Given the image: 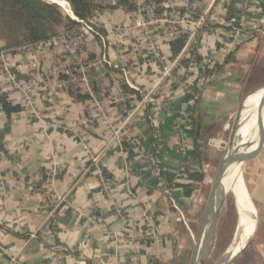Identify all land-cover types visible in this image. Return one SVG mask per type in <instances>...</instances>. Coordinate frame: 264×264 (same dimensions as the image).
<instances>
[{
	"label": "crops",
	"instance_id": "obj_1",
	"mask_svg": "<svg viewBox=\"0 0 264 264\" xmlns=\"http://www.w3.org/2000/svg\"><path fill=\"white\" fill-rule=\"evenodd\" d=\"M239 7L240 0H216L207 29L194 39L200 62L189 67L187 81L195 86L205 79L195 106L182 89L170 86L153 122L143 109L135 111L130 139L139 141L138 148L130 139L120 148L113 136L127 124L114 99L118 87L129 95L135 92L98 59L104 53L114 63L129 61L130 82L145 90L156 83L159 64L136 53L138 66L132 64L130 51L119 56L113 46L104 49L98 38L87 35L85 80L79 77L68 85L65 75L48 76L55 51H33L25 65L11 53L18 79L31 84L32 101L23 102L16 90L8 93L0 83L8 100L21 106L10 117L0 114V264H161L172 258L181 223L178 211L196 201L198 182L186 171L207 165L194 148V129L208 138L209 130L221 131L225 125L219 128L218 123L241 110L246 95L264 87V0L252 1L228 50L227 21ZM129 12L105 8L96 17L101 32L123 49L127 39L111 35L108 28L128 24ZM162 51L171 59L170 42ZM207 59L212 62L203 63ZM51 167L57 174L47 185ZM248 170L253 172L251 191L262 225L256 235L254 227L233 258L254 235L264 264V146Z\"/></svg>",
	"mask_w": 264,
	"mask_h": 264
},
{
	"label": "built area",
	"instance_id": "obj_2",
	"mask_svg": "<svg viewBox=\"0 0 264 264\" xmlns=\"http://www.w3.org/2000/svg\"><path fill=\"white\" fill-rule=\"evenodd\" d=\"M131 6L128 13V24H112L108 30L111 35L117 36L120 40L126 38L123 49L119 43L107 39L101 32V26L97 22V15L105 8H121V0H102L103 8L97 11L92 17L83 20L72 17L80 23V27L72 33L59 37H53L47 41L35 44H27L14 49H0V83L5 85L9 93L10 90H16L22 101H32V87L30 83L18 79L16 71L11 63V53L16 52L19 55L20 63L27 62V56L33 51L53 50L55 51L54 61L51 65L48 76L57 78L65 75L64 84L74 85L79 77L85 80L84 74L87 67L86 52L88 50L87 35L98 38L103 48L113 46L114 50L120 56L125 51L133 53L132 64L138 66L137 56L143 57L148 63L159 64L156 83L145 90L140 85L134 84L129 80V61L124 60L121 63H114L106 54H102L98 59V64H104L113 68L119 73L122 82H125L129 88L134 90V95H129L127 91L118 87V96L114 99L118 102L120 110L125 114L126 121L122 127L114 130V141L118 147L123 146L125 139H130L131 118L137 109H143L147 119L153 122L156 112L161 110L168 99L170 88L179 87L188 97V103L194 107L199 100L200 92L204 85V78H201L195 86L187 81V75L183 76L184 70L181 61L190 59L189 67L198 62H194V39L205 31L208 27V21L212 12L213 4L216 0H126ZM253 0H240V7L236 15L230 17L229 24L230 38L225 43V48L230 50L235 44V37L240 33L245 23L247 12ZM264 20V19H263ZM182 38V50L171 59L165 58L162 46L170 41ZM123 49V50H122ZM211 59L204 60L208 64ZM120 79V80H121ZM116 83H120L115 78ZM61 87L62 83H59ZM166 85V86H165ZM9 90V91H8ZM2 93V88H0ZM6 93V94H8ZM2 110L0 108V114ZM129 125V126H128ZM131 144L138 148L139 141L130 139ZM96 162V158L92 159ZM57 174L55 167H51L46 179V184H50ZM102 178V177H101ZM58 199H61L59 196ZM14 261H12L13 263Z\"/></svg>",
	"mask_w": 264,
	"mask_h": 264
},
{
	"label": "rangeland",
	"instance_id": "obj_3",
	"mask_svg": "<svg viewBox=\"0 0 264 264\" xmlns=\"http://www.w3.org/2000/svg\"><path fill=\"white\" fill-rule=\"evenodd\" d=\"M49 2H53L52 0H47ZM65 1V0H63ZM102 1V0H101ZM56 3V2H53ZM67 3V2H66ZM58 4V3H56ZM63 14L73 17L71 14V9L68 7L69 5H60L58 4ZM68 7V9H67ZM65 35V34H64ZM63 36V35H61ZM59 37V36H58ZM263 79H264V75ZM258 90V89H257ZM256 91V90H255ZM253 91V92H255ZM252 92V93H253ZM250 93V94H252ZM248 94V95H250ZM246 95V96H248ZM245 96V97H246ZM244 97V98H245ZM239 112H241L240 108L236 109L234 114L230 117V119L226 118V121H220L218 123L219 128H222L221 131L219 130H209L208 133L210 134L209 139L202 145V152L203 155L201 156L202 161L207 165H202L201 168L202 173L204 174V179L197 184H195L194 189L196 190V201H192V205L186 204L187 206L184 210H179V217H180V227H178L177 238L172 243V258L162 262L161 264H190L194 245L196 241V237L198 234V230L201 223L202 213L205 207V203L207 201L210 189L212 187L213 181L215 179L216 173L218 171L219 165L222 159L232 152L238 144V129L240 128V121H239ZM260 117H263V114L259 113L255 122L251 125L249 134L247 138L243 141H249L252 137L250 143H255L256 141V132L258 126L261 123ZM258 119H260V123L257 128L254 130V127L257 124ZM255 144H253L250 149H254ZM249 148H245L242 153L245 151H251ZM248 165V164H247ZM205 169V171H204ZM245 179V187L247 191V198L249 203V222L247 231L243 238L242 245L244 246L246 242V234L249 231L252 220L255 218V233L256 235V228L257 225H262V218H259L258 209L256 207V203L254 201V197L251 191V180L253 177V172H249V170L245 171L244 175ZM223 186L226 190H231L232 187L223 183ZM233 190V189H232ZM249 194L254 202V206L256 208V213L253 210V205L251 206L249 200ZM233 195H228L226 198L225 203L222 205L221 214L218 218L216 231L214 235V242L213 247L208 259L207 264H262L263 256L260 254V251L255 248L256 241L255 236L253 235L250 239L249 244L247 247L242 251L238 258H233L231 256V252L229 248L232 244V241L237 238L236 234V225H237V210L234 204ZM256 214V215H255ZM254 215V218H253ZM254 225V223H253ZM252 232V231H251ZM250 232V233H251ZM239 233V232H238ZM237 241V239L235 240ZM255 241V242H254Z\"/></svg>",
	"mask_w": 264,
	"mask_h": 264
},
{
	"label": "trees",
	"instance_id": "obj_4",
	"mask_svg": "<svg viewBox=\"0 0 264 264\" xmlns=\"http://www.w3.org/2000/svg\"><path fill=\"white\" fill-rule=\"evenodd\" d=\"M74 17L86 20L103 8L101 0H65ZM121 5L127 11L131 6L126 0H121ZM230 18V16H229ZM80 27V23L74 18L63 14L58 4L47 0H0V49H14L27 44H35L47 41L53 37L72 33ZM183 46V39L177 38L170 41V58H173ZM194 62L200 60L193 55ZM190 59L181 61L184 70L183 76L188 73ZM0 108L10 117L12 113L21 110L19 104H13L8 100L6 93H0ZM153 133H154V128ZM208 135L194 129V148L200 157L202 145L208 140ZM155 138H152L154 155L156 146ZM192 182H200L204 179L202 171H186ZM189 186V184H184Z\"/></svg>",
	"mask_w": 264,
	"mask_h": 264
},
{
	"label": "bare ground",
	"instance_id": "obj_5",
	"mask_svg": "<svg viewBox=\"0 0 264 264\" xmlns=\"http://www.w3.org/2000/svg\"><path fill=\"white\" fill-rule=\"evenodd\" d=\"M52 1H57L60 5L67 4L63 0H52ZM259 113L263 114V117H261L262 118L261 123L257 128V132L255 136L257 139L264 133V87L256 90L255 92L246 96L243 99L241 112L239 114L240 128L238 129V143L239 146L241 147V150L232 156L230 155L227 156L224 164V167L226 168V172L223 178V183H226L231 187L233 186L232 188L234 190L233 199L238 214L236 234H235L237 236L236 238L237 241H235L236 240L235 239L234 242L232 241L231 246L228 247L229 251L231 252V256L233 257L242 248L241 244L245 236V233L247 231L248 222H249V203L247 198V191L245 184L241 180L240 164L237 165L236 162L241 158L243 150L245 148H248L249 145L251 144L250 142L254 140L252 137L249 141L243 142L247 138L251 125L255 122ZM254 227H255V221L252 232L247 236L246 242L253 233Z\"/></svg>",
	"mask_w": 264,
	"mask_h": 264
},
{
	"label": "water",
	"instance_id": "obj_6",
	"mask_svg": "<svg viewBox=\"0 0 264 264\" xmlns=\"http://www.w3.org/2000/svg\"><path fill=\"white\" fill-rule=\"evenodd\" d=\"M53 2L58 3L57 1H53ZM71 14L74 16L72 11H71ZM263 146H264V133L258 138L254 149H252L251 151H245L244 153H242L241 158L236 162L237 165L240 164V176H241V180L243 183L245 179L244 177L245 171L249 169V166L251 165L253 159H255L259 155ZM240 150H241V147L239 146V143H238L237 147L232 152H230L228 155H226L222 159L219 165L218 171L216 173L215 179L213 181L212 187L210 189V192H209V195H208V198H207V201L205 203V207L202 213L201 223H200V227H199L198 234L196 237L190 264H207L208 262V259H209V256H210V253L213 247L214 235L216 231L218 218L221 214L222 205L225 203L228 195H232L234 193V190L232 189L226 190L225 187L223 186V178L226 172V168L224 167L225 160L227 156L229 155L232 156Z\"/></svg>",
	"mask_w": 264,
	"mask_h": 264
}]
</instances>
